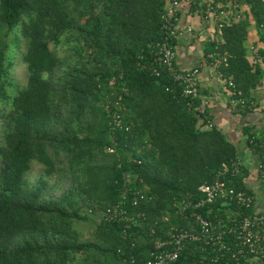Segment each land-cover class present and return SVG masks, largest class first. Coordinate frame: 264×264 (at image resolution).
Instances as JSON below:
<instances>
[{
    "label": "trees",
    "instance_id": "1",
    "mask_svg": "<svg viewBox=\"0 0 264 264\" xmlns=\"http://www.w3.org/2000/svg\"><path fill=\"white\" fill-rule=\"evenodd\" d=\"M237 1L245 6L244 17L209 43L206 56L215 50L227 53L219 66L222 79L225 84L231 79L248 100L246 109L235 110L246 114L254 108L253 91L264 82V45L257 48L256 63L247 45L252 24L264 42V0ZM166 3L0 0V120L5 126V144L0 141V264H123L131 255L146 258L156 248L154 240L164 235L161 227L170 226L162 219L176 200L188 194L204 197L199 186L212 182L224 166L231 170L225 179L254 196L241 176L237 146L214 123L209 109L180 98L179 87L164 70L157 76L142 67L141 51L161 37ZM22 38L28 84L13 91L11 41ZM63 43L71 46L65 56L57 51ZM113 110L128 130L111 124ZM253 129L246 126L244 133L263 165L264 140ZM108 146L115 153H108ZM35 161L44 168L30 185L27 174ZM234 163L238 170L232 172ZM128 173L153 197L141 204L148 220L131 226L104 215L119 200ZM56 174L69 179L60 195L50 185ZM254 207L220 198L200 211L227 223L235 211L240 217L260 215ZM83 210L102 214L93 238L86 241L76 225L88 218ZM172 222L186 226L182 217ZM212 256L199 242H188L173 264H205ZM254 262L264 264V254Z\"/></svg>",
    "mask_w": 264,
    "mask_h": 264
},
{
    "label": "built area",
    "instance_id": "2",
    "mask_svg": "<svg viewBox=\"0 0 264 264\" xmlns=\"http://www.w3.org/2000/svg\"><path fill=\"white\" fill-rule=\"evenodd\" d=\"M185 8L188 16H196L203 24L214 26L220 37L224 28L233 26L244 17L245 6L237 0H167L161 14V37L156 41L148 42L139 55V59L143 61V68L149 67L151 73L157 76L162 75L164 70L179 87L176 93L180 98L187 99L191 104L199 101V107L204 111L209 106L210 99L201 91L200 66L181 69L177 65L178 50L175 41L182 34L179 21L185 13ZM187 29L191 31L192 26L188 25ZM250 52L256 63L257 48L251 46ZM147 55L150 57L148 62L145 61ZM208 57L218 68L227 61V53L221 54L217 50L211 52ZM218 72L223 78L220 69ZM226 83L229 89L230 107L234 110L246 109L249 102L242 96V92L236 88L231 79ZM167 90L172 88L167 87ZM109 105L110 103L107 108L110 111ZM110 122L114 127L129 129V126L124 125V120L117 111L111 112ZM212 125L213 123H210V126ZM106 151L115 153V147L108 146ZM233 166L235 169L232 172L238 170L236 163ZM263 169L264 164L260 165L261 173ZM230 171L228 166H224L212 182L201 184L198 191L204 194V197L195 198L188 194L176 200L171 213L166 214L162 219L163 224L164 222L171 224L169 227H161L160 233L164 235L154 240L156 248L152 249L146 258L139 255L124 258L123 264H173L186 250L188 242H199L203 251L213 252L211 260L205 264H253L252 262L264 254V214L240 217V212L235 211L234 216L230 218L231 222L224 223L215 222L200 211L216 203L220 198L236 202L246 208H250L255 203L253 195L246 190L237 189L231 180L225 179ZM122 189L119 200L105 210V217L109 220H125L130 226L146 222L148 214L141 208V204L150 201L153 197L142 192L131 173H128L124 179ZM179 217L186 221V226L172 222L173 218ZM152 234H155V230ZM229 237H232L233 241L229 240ZM220 259L226 260L227 263L220 262Z\"/></svg>",
    "mask_w": 264,
    "mask_h": 264
},
{
    "label": "crops",
    "instance_id": "3",
    "mask_svg": "<svg viewBox=\"0 0 264 264\" xmlns=\"http://www.w3.org/2000/svg\"><path fill=\"white\" fill-rule=\"evenodd\" d=\"M188 25L192 26L191 31L187 29ZM179 26L182 34L176 40L177 65L181 69L200 66L201 91L210 99L207 109L213 116L214 123L237 146L238 159L242 165L241 176L246 188L255 196L254 212L264 214V177L260 170L261 159L249 146L248 135L244 133L246 126H252L254 127L252 132L264 140V82L252 93L254 108L246 114L236 112L230 107L229 91L225 81L219 76V68L206 56L209 43L218 37L216 29L212 25L203 24L196 16H188L186 8ZM247 45L249 49L251 46L258 48L264 45L254 24L250 26Z\"/></svg>",
    "mask_w": 264,
    "mask_h": 264
},
{
    "label": "rangeland",
    "instance_id": "4",
    "mask_svg": "<svg viewBox=\"0 0 264 264\" xmlns=\"http://www.w3.org/2000/svg\"><path fill=\"white\" fill-rule=\"evenodd\" d=\"M12 38L13 35H11L9 40H11ZM11 44L13 47V54L15 60L12 70V76L14 81L13 91H18L19 89L25 88L28 84V69H27V64L26 62H24V58H23L27 45H26V40L24 38H22L19 42L12 40ZM51 47L54 48V45L52 44ZM57 51L59 55L65 56L67 53L71 52V46L67 45L66 43H63ZM90 115H91L90 118L94 116L93 114ZM3 125H4V121L0 120V141L4 145L5 126ZM43 168L44 166L39 162L35 161L33 163L31 170L27 174V181L29 182L30 185H35L37 183L38 178L41 176ZM50 182H51L50 185L54 191V195H60L68 187L69 179L65 175L59 177L56 174L55 176L50 178ZM82 213L88 215V218L77 221L76 225L79 231L81 232V239L86 241L93 238L95 227L100 222L102 214L99 212L86 213V210H83Z\"/></svg>",
    "mask_w": 264,
    "mask_h": 264
}]
</instances>
